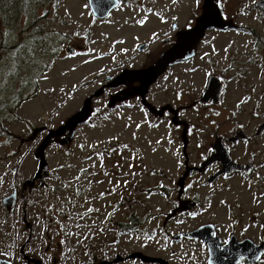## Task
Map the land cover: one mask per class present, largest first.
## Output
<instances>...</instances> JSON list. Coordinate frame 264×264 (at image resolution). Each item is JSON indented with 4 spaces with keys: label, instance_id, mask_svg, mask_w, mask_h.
<instances>
[{
    "label": "flooded vegetation",
    "instance_id": "1",
    "mask_svg": "<svg viewBox=\"0 0 264 264\" xmlns=\"http://www.w3.org/2000/svg\"><path fill=\"white\" fill-rule=\"evenodd\" d=\"M116 1L117 6L103 21L115 20V11L124 8L126 16L117 25L124 27L122 31L124 37L112 40L110 47L106 48L108 53L105 57L109 72L103 80H100L93 94L89 119L82 125L90 122L95 112L94 99L102 97L108 98L107 104L111 115L139 114L143 122L154 128L169 122L180 128L183 151L182 154H176L177 159L170 167L175 173L169 177V182L161 181L153 188L147 189V192L151 191L153 196H156L160 204L156 212L152 211L154 219H159V227L144 232L150 224V218L145 216L142 205L140 211L137 209L130 213L124 212V210L128 212L130 207H128L127 195L123 194L122 185H127L126 178L129 171L134 174L135 166L139 171V165H144L145 160L140 156H132V161L128 164L129 154H125V159L122 154H110L106 156V160L109 159V168L105 172L102 171L101 166L92 169L89 167L91 171L84 170L76 177L75 184L78 187H89V191L90 187L97 186L104 174L110 178L111 183L108 184L110 191L116 192L115 198L111 197L108 205H105L107 208L104 210L107 213L99 215L102 210H98L97 205L89 210L90 217H105L104 226L96 225L97 220L92 221L95 223L93 227L97 231L96 235L92 234L85 224H79L77 228L69 230L67 215L62 216L61 219L50 218L41 233L36 231L33 222L35 201L31 194L32 190L41 187L45 180L44 173L42 174L44 169L39 166L32 179L27 178L24 182L13 179L8 186L3 200L7 209L4 210L3 220L0 218V223L6 224V227L3 225L0 227V264H100L103 262L124 264L128 261L162 264L144 262L142 258H132L131 256L136 253L163 259L167 264H264V154H233L236 145L249 141L250 137L243 129L244 137L235 141L236 135L242 130L236 128V123L229 126L218 119L221 106L230 109V102L225 99L229 92L230 77H227L228 70L219 67V61L215 56L201 52L202 47L205 49V47L217 46L215 42L211 43L213 46L203 44L209 33L240 32L244 28L228 19L223 1L214 0L222 15L224 27L208 29L197 44L192 48L184 49L182 57L170 63L159 77L147 79L142 74L155 68L162 56L178 45L180 33L195 26L205 11L204 0L202 14L198 15L195 21L193 20L194 24H188L179 30L177 22L173 20V14H170L172 12H162L164 9L156 6V0ZM88 2L90 5V0ZM124 4L128 6L135 4L134 10L139 15L137 23L132 22L134 15L130 16L128 6L123 7ZM244 8L247 9L246 12L262 14L264 0H256ZM90 10L93 21L102 20L95 15L91 6ZM238 13L240 12L237 11ZM162 14H168L167 19L163 21L164 25L171 24L167 32H159L155 28V23L140 17ZM251 28V35L255 41L264 45V41L260 39L261 33ZM36 29L34 38L29 44V57L26 55L24 63L34 58L39 61L37 68L41 71V78L45 73L42 70L44 60L47 61L49 56L56 55L57 51L50 53L48 33L45 29L41 28L40 33H37L39 30ZM87 31L77 30L69 34H60L61 37L66 38V45L62 48L64 55L74 56L87 52L85 43L92 38L91 34L86 35ZM161 41L162 44L159 43ZM236 60L235 58L234 61ZM38 76L37 73L34 78ZM39 79H36L34 85L40 88ZM28 83L31 84L30 81ZM220 88L222 93L218 95ZM39 90L29 98L23 96L24 92L22 96L26 100L33 99ZM95 93L99 95L96 97ZM189 113L197 115L198 120L194 118L186 120ZM210 122L212 132L209 136L212 135L214 140L206 145L204 126ZM145 127L154 130L148 125ZM39 132L38 129L32 131L30 136L32 141H37L44 130ZM70 132L71 129L60 137L67 138ZM200 133L203 141L200 145L197 142L195 150L193 148L191 150L190 137ZM263 134L264 122L259 125L256 132L258 137ZM64 140H60L59 143ZM220 144L230 154H215L216 147ZM189 148L190 153H188ZM200 149V154H197ZM113 155L120 156L122 163L119 162L120 157L119 160H114ZM119 165L122 167L118 168ZM14 171H16L15 167L13 171H7V174H12ZM113 174L118 175L115 182L113 178L116 175ZM87 179L90 181L87 182L89 185L83 186ZM234 180L237 181L233 182ZM143 194L144 190L139 193V195ZM118 195H123L124 199L119 196V201L116 200ZM122 213L123 218H116ZM12 215L16 220L13 221L15 225L11 226ZM85 217L84 214L79 215V223ZM153 232L163 235L164 243L156 244L143 240L144 233L147 234V238H155L156 233L152 234ZM69 236L73 237V241ZM127 236L140 237L143 243L129 251L128 247L122 244ZM151 245L155 247L150 248ZM121 247L123 255L118 253ZM98 249L102 250L103 257L96 256ZM118 258L122 260L116 263Z\"/></svg>",
    "mask_w": 264,
    "mask_h": 264
},
{
    "label": "rangeland",
    "instance_id": "2",
    "mask_svg": "<svg viewBox=\"0 0 264 264\" xmlns=\"http://www.w3.org/2000/svg\"><path fill=\"white\" fill-rule=\"evenodd\" d=\"M220 1L224 2L228 19L235 25L243 27L244 30L211 32L203 42L204 45H212L213 42L217 44V46L212 45V48L203 49L202 47L201 52L215 56L214 58L219 61V67L228 70L227 77H230L229 92L225 98L230 102V109L221 106L218 119L229 126L236 123V128L242 131L245 129L250 137L249 141L237 144L233 154H264V134L260 137L256 135L259 125L264 122V45L256 42L251 35V27H253L261 33L260 39L264 41V13L246 12L247 9L244 6L247 7L256 0ZM134 5L131 4V7L124 4L123 7L128 6L130 16L134 15L132 22L137 23L139 15L135 12ZM202 5L203 0H156V6L164 9L162 12H172L170 14H173L178 30L188 24H194L193 20L195 21L197 16L202 14ZM237 11L240 13L237 14ZM125 16L124 8H121L115 11V20L103 21L105 18L103 17L100 18L102 20H98L99 22L93 21L88 0L1 1L0 44L3 42L1 49L4 52L0 55V88H5V90L0 89V120L2 121L0 126V218L2 220L4 210L7 209L3 200L11 181L17 179V182L20 180L24 182L27 178L32 179L38 167L41 166V154L39 152L36 157V150L52 130L63 126L83 109L87 98L93 96L100 80H103L109 72L105 57L108 53L106 48L110 47L112 40L124 37L122 33L124 27L117 25ZM167 16L168 14L140 17L155 23V28L159 32H167L171 27V24L164 25L163 21L167 19ZM41 24L48 33L50 53L56 50L57 54L49 56L47 61L44 60L42 70L45 73L40 78L41 71L37 68L39 61L34 58L24 63L18 54H29V44L34 38L37 25ZM77 30L80 32L88 30L86 35H92L91 40L85 43L87 52L74 56L64 55L62 48L66 45V38L61 37L60 34H69ZM159 43L162 44L163 41ZM14 44L17 50H10ZM235 58L237 62L234 61ZM233 65L234 68H232ZM37 73L39 76L36 79L40 78V88L34 85L36 81L34 77ZM22 85L23 89H21ZM38 89L40 90L33 99L23 98L24 95L29 98ZM20 91L24 92L23 96L18 93ZM107 101L108 98L102 97L94 99L95 112L90 122L77 127L73 140L66 142L64 140L66 138L59 135L53 137V141L48 145L46 149L48 166L42 172L45 176L44 183L41 187L32 190L31 194L35 201L33 222L36 231L41 233L50 218L61 219L62 216L67 215L66 222L69 224V230L77 228L79 224H85L90 232L96 235L97 231L93 227L95 223L92 221L97 220L96 225L104 226L105 217H90L89 210L97 205V209L102 210L98 213L99 215L107 213L104 210L107 208L105 205H108L111 197L115 198L116 192L110 191L111 188L108 185L111 183L110 178L104 174L97 186L90 187L89 191V187H78L75 184L76 177L79 176V172L91 171L97 166H101L102 171L105 172L109 168V159L106 160V156L110 154H122L124 159L125 154H129L128 164L132 161V156H140L145 160L144 165H139V171L134 165V174L129 171L126 178L127 185H122L123 194L127 195L128 207H130L128 212L125 210L124 212L130 213L137 209L140 211L142 205L145 216L150 218V224L144 232L153 228L158 229L159 219H154L152 211L156 212L160 204L156 196H153L151 191L147 192V189L153 188L161 181L169 182V177L175 173L170 167L183 151L181 130L172 122L154 128L147 122H143L139 114L111 115ZM189 118L198 120L197 115L193 113H189L186 120H190ZM145 125L154 130L146 128ZM34 129L40 132L44 130L37 141H32L30 138ZM211 132L210 122L204 126L206 145L214 140L212 135L209 136ZM202 137L201 133L190 137L191 150L197 142L198 145L201 144ZM60 140H64L65 143L61 145ZM92 156L101 158L95 159V157L91 158ZM119 157L114 156V160H119ZM119 162L122 163V159ZM14 167L16 171L7 174V171H13ZM89 167L91 169H88ZM121 167V165L118 166V168ZM113 175H116L113 178L115 182L118 175ZM87 182L90 181L87 179L82 185L88 186ZM83 190L85 191L82 192ZM142 190L144 194L139 195ZM119 196L124 199L123 195H118L116 200L119 201ZM58 209L60 210L57 211ZM61 210H63L62 214ZM81 214L86 217L81 221L82 223H79L78 217ZM116 218H123V213ZM11 220V226L15 225L14 215L11 216ZM2 225L6 227L4 222L0 223V227ZM67 234H69L68 231ZM146 236L147 234L144 233L143 240L146 242L161 244L165 240L158 232L155 238ZM70 238L73 241V237ZM124 240L122 244L127 246L129 251L143 243L137 236H127ZM122 249L121 247L118 253L123 255ZM95 254L99 258L104 256L99 249ZM124 264L142 263L128 261Z\"/></svg>",
    "mask_w": 264,
    "mask_h": 264
},
{
    "label": "water",
    "instance_id": "3",
    "mask_svg": "<svg viewBox=\"0 0 264 264\" xmlns=\"http://www.w3.org/2000/svg\"><path fill=\"white\" fill-rule=\"evenodd\" d=\"M90 6L92 7L95 15H97L100 18L107 17L109 12L117 6V1L116 0H90ZM204 8L205 11L203 12L202 16L198 19L197 23L195 26L183 33L179 34V43L176 47H174L172 50L168 51L165 53L160 61L158 62V65L155 66V68L149 69L145 71L142 75L147 78V79H152L154 77H159L167 68V66L179 60L182 57V53L184 49L192 48L197 42L202 39L205 35V32L210 29L211 27H217V28H222L224 27V21L222 19V15L218 9V6L216 5L214 0H204ZM148 81V80H145ZM218 95L222 93V89L220 88L218 90ZM210 90L207 92L209 94ZM99 93H95V96L97 97ZM92 98H89L88 100L85 101L83 109L78 112L76 115H74L69 122L63 126L58 128L56 131H52L46 140L42 143L40 146L38 153L40 152L41 154V169L47 168L48 164L46 162V157H45V152L48 147V145L51 142V139L53 137L62 135L64 132L67 130L71 129L70 134L67 136L65 139L66 142H70L73 140L76 134V129L78 126L82 125L85 123L91 114L92 110ZM244 137V132L240 131L236 137L235 141L241 139ZM65 143L64 141H61L60 144ZM215 154H230L229 151L222 145H218L216 147V153ZM239 168H242L239 166ZM132 258H142L144 262H160L162 264H167V262L163 259L159 258H152L147 255H144L142 253H136L131 256ZM121 258H118L116 260V263L121 261ZM100 264H113V263H108V262H103Z\"/></svg>",
    "mask_w": 264,
    "mask_h": 264
},
{
    "label": "trees",
    "instance_id": "4",
    "mask_svg": "<svg viewBox=\"0 0 264 264\" xmlns=\"http://www.w3.org/2000/svg\"><path fill=\"white\" fill-rule=\"evenodd\" d=\"M1 1H2V0H0V3H1ZM37 28H38V30H39V31H37V33H40V29H41V28L44 29V26H43L42 24H41V25H37ZM2 45H4L3 42L0 44V55H2V54H1L2 52H4V50L1 49ZM10 50H17L16 44H14ZM26 55H27V54H25V53H22V54L19 53V54H18L19 58H22L23 61H24V58L26 57ZM27 57H29V55H27ZM21 64H22V63H21ZM15 71H16V69L14 70V72H15ZM0 89L5 90V88H0ZM0 92H1V91H0ZM18 93H19L20 95H22V92H21V91L18 92ZM1 123H2V121L0 120V126H1Z\"/></svg>",
    "mask_w": 264,
    "mask_h": 264
}]
</instances>
